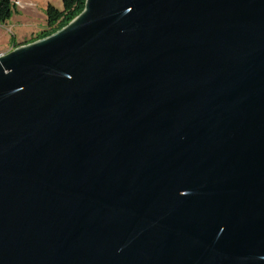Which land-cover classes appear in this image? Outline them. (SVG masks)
Here are the masks:
<instances>
[{"label":"water","instance_id":"95a60500","mask_svg":"<svg viewBox=\"0 0 264 264\" xmlns=\"http://www.w3.org/2000/svg\"><path fill=\"white\" fill-rule=\"evenodd\" d=\"M0 264H264V0H87L1 57Z\"/></svg>","mask_w":264,"mask_h":264},{"label":"rangeland","instance_id":"374dc122","mask_svg":"<svg viewBox=\"0 0 264 264\" xmlns=\"http://www.w3.org/2000/svg\"><path fill=\"white\" fill-rule=\"evenodd\" d=\"M16 12L0 25V52H12L26 46L47 31L46 8L50 4L63 9L62 0H20ZM19 11V12H18Z\"/></svg>","mask_w":264,"mask_h":264},{"label":"trees","instance_id":"16d2710c","mask_svg":"<svg viewBox=\"0 0 264 264\" xmlns=\"http://www.w3.org/2000/svg\"><path fill=\"white\" fill-rule=\"evenodd\" d=\"M87 0H62L63 9L59 10L52 5L46 8L47 31L28 44L45 39L69 25L85 9ZM16 6L14 0H0V25H5L11 20Z\"/></svg>","mask_w":264,"mask_h":264},{"label":"built area","instance_id":"2783aa9c","mask_svg":"<svg viewBox=\"0 0 264 264\" xmlns=\"http://www.w3.org/2000/svg\"><path fill=\"white\" fill-rule=\"evenodd\" d=\"M20 0H18L17 2H14L15 5L19 6L20 5ZM10 53V52H9ZM8 52H0V58L9 54Z\"/></svg>","mask_w":264,"mask_h":264},{"label":"bare ground","instance_id":"6f19581e","mask_svg":"<svg viewBox=\"0 0 264 264\" xmlns=\"http://www.w3.org/2000/svg\"><path fill=\"white\" fill-rule=\"evenodd\" d=\"M18 0H14V2H17ZM17 7V5H15Z\"/></svg>","mask_w":264,"mask_h":264},{"label":"crops","instance_id":"0c3cea01","mask_svg":"<svg viewBox=\"0 0 264 264\" xmlns=\"http://www.w3.org/2000/svg\"><path fill=\"white\" fill-rule=\"evenodd\" d=\"M19 12V11H18Z\"/></svg>","mask_w":264,"mask_h":264}]
</instances>
